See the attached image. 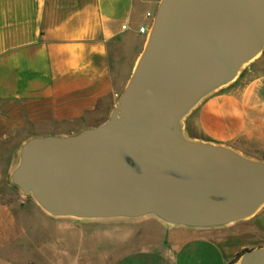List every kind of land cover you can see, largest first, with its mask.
Listing matches in <instances>:
<instances>
[{
  "label": "crops",
  "instance_id": "crops-1",
  "mask_svg": "<svg viewBox=\"0 0 264 264\" xmlns=\"http://www.w3.org/2000/svg\"><path fill=\"white\" fill-rule=\"evenodd\" d=\"M160 1L0 0V264H239L238 254L264 248V203L220 226L170 224L151 214L114 218L92 256L82 234L75 242L70 227L59 234L66 228L59 221L69 220L23 193L14 204L5 198L16 188L11 177L26 142L73 136L109 119ZM185 121V139L263 162L264 48ZM25 244L31 258L20 252Z\"/></svg>",
  "mask_w": 264,
  "mask_h": 264
},
{
  "label": "water",
  "instance_id": "water-1",
  "mask_svg": "<svg viewBox=\"0 0 264 264\" xmlns=\"http://www.w3.org/2000/svg\"><path fill=\"white\" fill-rule=\"evenodd\" d=\"M263 48L264 0H161L109 119L29 140L12 183L52 216L210 227L251 215L264 203V162L189 141L180 122ZM239 264H264V248Z\"/></svg>",
  "mask_w": 264,
  "mask_h": 264
},
{
  "label": "rangeland",
  "instance_id": "rangeland-1",
  "mask_svg": "<svg viewBox=\"0 0 264 264\" xmlns=\"http://www.w3.org/2000/svg\"><path fill=\"white\" fill-rule=\"evenodd\" d=\"M260 53H261V51L256 56H258ZM186 117H187V115L184 116L180 122L181 132H182L183 136H184V127H185ZM17 193L22 194V192L16 187L13 191L5 194L6 200L13 203V204L17 203V195H16ZM24 195H26V197H28V199L34 200L31 194H24ZM42 210L45 211L44 209H42ZM46 213H48V212H46ZM48 215H50V214L48 213ZM50 216L51 217H62V218L69 220V221H59L60 226H62L64 224L66 227L65 231L62 229L59 230V234L60 233H68V230H66V229H68L70 227L72 229V241L73 242L77 241L78 238L80 237V234H82L84 241H86L88 243V246H87L88 250H86V252H84V253L85 254H91L92 256H94L96 254V251L99 252L103 249V246H101L100 247L101 249H99V237L102 236V234H100V236H99V231L103 232L105 229L110 228L112 226V225H110V223H111V221H113L112 219H114V218H76V217H71V216H52V215H50ZM106 219H109V220H106ZM57 226H58V224H57ZM101 238L102 237H100V239ZM26 245L27 244H25V248L23 250H20L24 259L31 258L33 255V252H34V250H32V248H29ZM29 246L31 247V245H29Z\"/></svg>",
  "mask_w": 264,
  "mask_h": 264
},
{
  "label": "built area",
  "instance_id": "built-area-1",
  "mask_svg": "<svg viewBox=\"0 0 264 264\" xmlns=\"http://www.w3.org/2000/svg\"><path fill=\"white\" fill-rule=\"evenodd\" d=\"M125 27L122 26V29H124ZM139 32L140 33H144L145 32V29L143 27L139 28ZM146 34H149V32H147Z\"/></svg>",
  "mask_w": 264,
  "mask_h": 264
},
{
  "label": "trees",
  "instance_id": "trees-1",
  "mask_svg": "<svg viewBox=\"0 0 264 264\" xmlns=\"http://www.w3.org/2000/svg\"><path fill=\"white\" fill-rule=\"evenodd\" d=\"M245 252V251H244ZM244 252H242V253H240V254H238L237 256H236V260H238L243 254H244ZM228 264H230V263H228Z\"/></svg>",
  "mask_w": 264,
  "mask_h": 264
},
{
  "label": "bare ground",
  "instance_id": "bare-ground-1",
  "mask_svg": "<svg viewBox=\"0 0 264 264\" xmlns=\"http://www.w3.org/2000/svg\"><path fill=\"white\" fill-rule=\"evenodd\" d=\"M249 61H251V60H250V59L247 60L246 62H244L243 64H241L239 68H242V67H243L245 64H247ZM239 68H238V69H239Z\"/></svg>",
  "mask_w": 264,
  "mask_h": 264
}]
</instances>
